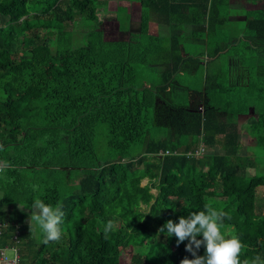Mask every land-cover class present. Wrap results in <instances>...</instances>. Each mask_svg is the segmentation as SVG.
Masks as SVG:
<instances>
[{
  "label": "trees",
  "instance_id": "16d2710c",
  "mask_svg": "<svg viewBox=\"0 0 264 264\" xmlns=\"http://www.w3.org/2000/svg\"><path fill=\"white\" fill-rule=\"evenodd\" d=\"M116 1L118 29L126 37L104 35L96 14L100 0H0L6 17L0 25V244L15 242L18 232L19 264H121L102 238L156 264H180L194 258L187 241L177 247L175 236L158 229L211 206L230 217L223 231L246 245L241 261L264 258V206L255 202L261 175H248L258 165L256 153L264 156L263 5L246 19L251 39L241 40L257 61L248 66L246 84L197 88L202 109L199 100L175 107L180 121L156 133L158 92L177 66L166 73L165 86H140L137 67L167 52L162 39L147 32L150 14L173 25L206 24V43L218 53L227 44L212 45L210 32L225 21V0ZM136 2L143 9L133 31L129 15L121 14ZM76 19L92 23L82 39L67 27ZM239 43L234 51L241 56ZM183 59L177 56V64ZM238 114H250L253 126V147L244 154ZM100 131L104 154L96 150ZM198 142L207 149L219 145L222 153L192 154ZM35 199L63 206L60 242L44 244L38 229L30 232ZM109 220L117 228L105 237Z\"/></svg>",
  "mask_w": 264,
  "mask_h": 264
},
{
  "label": "crops",
  "instance_id": "0c3cea01",
  "mask_svg": "<svg viewBox=\"0 0 264 264\" xmlns=\"http://www.w3.org/2000/svg\"><path fill=\"white\" fill-rule=\"evenodd\" d=\"M263 3L257 0H245L244 8L230 16L226 15V13L224 14L222 10L220 11L222 13L221 15L225 17V21L223 25L216 23L210 32L213 36L212 45L215 43V40H219L217 44L220 48H223L227 44L224 47L225 49H220L218 53H215L206 43V24L193 25L190 23H182L173 25L164 16L150 14L147 32L152 36L161 38L164 46L167 48V52L154 57L150 64L138 67L140 86L147 88H160L161 86H165L166 81H164V78L166 77V73L177 66V70L169 77V86L164 87V89L158 92L152 124L156 133L169 129L168 126L174 121H180V112L175 107L185 105L193 107L199 100L197 106L198 109H201L203 101L199 97L201 96V91H197L199 86L189 83V78H192L196 74L197 69H204L203 79L201 81L198 80L202 84V91L205 87L215 90L222 86L236 88L246 84L249 78L248 64L245 63V60L241 56L235 53L234 46L238 42H241L242 39H251V32L246 29V19L254 16L257 9L261 7L259 4ZM135 4L139 5L141 10L143 9L138 2L132 5ZM117 6L115 7L114 16ZM141 10L130 9V20L128 23L132 18L131 12L133 14L137 13L138 16V19L136 17L137 25L132 27L133 31L138 29ZM129 24L131 26V22ZM225 24L230 29L229 38H226L222 34L219 35ZM201 31L205 33V38L203 39L199 37ZM185 43L191 44L188 50L184 49ZM197 45H204L205 53L203 56L196 48ZM177 56L184 57L183 61L179 64H177ZM250 116V114H238L235 118L238 140L242 146L246 145V141L250 139L248 137H251L249 131V127L252 125L250 123ZM245 132H247V136H245ZM180 140L182 141L183 138ZM199 143H197V147ZM211 146L212 150L205 148V152L222 153L219 145L215 144Z\"/></svg>",
  "mask_w": 264,
  "mask_h": 264
},
{
  "label": "clouds",
  "instance_id": "9594fccd",
  "mask_svg": "<svg viewBox=\"0 0 264 264\" xmlns=\"http://www.w3.org/2000/svg\"><path fill=\"white\" fill-rule=\"evenodd\" d=\"M3 147V144H0V149ZM3 171L4 167H0V172ZM32 189L37 191L39 186L32 185ZM19 207L21 211L24 210L23 206L19 205ZM30 209L28 217L30 232L34 228L38 229L44 244L60 242L65 218L63 206L61 204L53 206L42 199H35ZM146 214L150 213L146 212ZM226 218L230 219L225 211L206 206L205 211L190 212L187 216H180L178 222L167 220L158 232L164 233L167 238L175 236L177 247L187 241L185 250L194 258L185 257L180 264H264V258L259 255L241 261V254L246 245L238 236L223 231ZM116 228L117 224L109 220L103 228L105 237ZM198 236H202V239H198ZM202 246L205 250L204 254L198 255Z\"/></svg>",
  "mask_w": 264,
  "mask_h": 264
},
{
  "label": "rangeland",
  "instance_id": "374dc122",
  "mask_svg": "<svg viewBox=\"0 0 264 264\" xmlns=\"http://www.w3.org/2000/svg\"><path fill=\"white\" fill-rule=\"evenodd\" d=\"M119 4V2H116L114 0H100V4L96 10V14L98 16V18L100 19L101 23V30L104 32V35L106 37H126V32H121L118 29V25L116 22V18L114 16V12H115V7ZM244 4H245V0H225L223 6H221V10L223 11V13L228 16H230L233 13H237L239 10L241 11L244 8ZM260 6H264L263 4H259ZM258 5V6H259ZM130 8H127V10H123L121 17L123 18L124 16L127 17V14L129 15L130 9L133 8L135 10H141L140 6L135 4V5H130ZM131 26L129 24V28L132 30L134 25H137V13L133 14L131 12ZM137 17V19H136ZM6 20V17H2L0 16V25L3 24ZM130 20V18H129ZM129 22V23H130ZM74 35H76V37H78V39H82L85 37L86 33L91 30L92 28V23L88 22V21H84V20H74V22L69 23L67 26ZM204 33V31H203ZM223 35L226 36V38L230 37V29L228 28V25L225 24L219 35ZM205 38V33H204V37H202V39ZM186 41V40H184ZM183 41V42H184ZM189 43H185V48L186 50H188L191 47V44L189 46ZM193 47V46H192ZM198 49V51L201 53V55L203 56V54L205 53V49H204V45H197L196 47ZM244 52V55H241V57L244 59L245 58V63L248 64V66H252L254 64L257 63V61L251 57V53L250 51H248V49L246 48V43L245 42H240L238 45L237 50H240ZM194 50V47H193ZM196 52V53H199ZM249 68V67H248ZM203 68H199L196 71V74H194V76L192 78H189V83L193 84V85H198L199 87L202 86L201 82H199L198 80H202L203 79ZM137 71H138V67H137ZM248 71L252 72L253 68L251 67V69L249 68ZM192 75V74H191ZM174 100V99H173ZM202 109V106H201ZM253 126L251 125V127H249V131L251 133V137H248L250 139H248V141H246V145L242 146L241 149L239 150L240 154H244L245 152L249 151L252 147H253V142H254V136H253ZM245 136H247V132H245ZM105 137H104V133L102 131H100L98 133V135L96 136V150L98 153L100 154H104L102 152H104L105 148ZM256 149V148H255ZM212 150V149H210ZM257 152V151H256ZM257 154V160H258V165L255 168L249 169L248 170V175L251 174H258L261 175V177H258L257 179V188H256V195H255V202L257 205H261L264 206V156H262V153H256ZM261 178V179H260ZM141 184H145L146 183V179H143L140 181ZM152 192H155V190H152ZM27 209L26 207H24V210ZM28 220V219H27ZM103 242L106 244V246L110 249V251L115 254L118 258V260L120 261L121 264H156L150 257L146 256V255H140V254H136V253H128V252H123L121 251L120 247H119V243L117 240L114 239H106V238H102ZM6 254L8 256L12 255V252L10 250H7Z\"/></svg>",
  "mask_w": 264,
  "mask_h": 264
},
{
  "label": "built area",
  "instance_id": "2783aa9c",
  "mask_svg": "<svg viewBox=\"0 0 264 264\" xmlns=\"http://www.w3.org/2000/svg\"><path fill=\"white\" fill-rule=\"evenodd\" d=\"M205 148L203 144L200 142L197 149L192 152V154H199V153H204ZM4 224L0 222V240H1V233H2V228ZM17 234L18 232L16 231L13 236V240L15 242L11 244H0V264H19V252H18V247L16 245L17 242ZM7 250H10L12 252L11 256H8L6 254Z\"/></svg>",
  "mask_w": 264,
  "mask_h": 264
}]
</instances>
